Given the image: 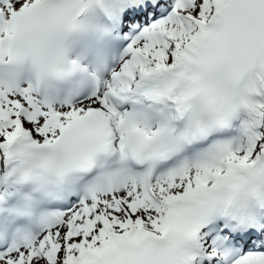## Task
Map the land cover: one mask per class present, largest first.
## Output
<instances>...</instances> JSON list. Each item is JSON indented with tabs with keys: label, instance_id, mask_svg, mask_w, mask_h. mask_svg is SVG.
<instances>
[{
	"label": "snow or ice",
	"instance_id": "6c2138e0",
	"mask_svg": "<svg viewBox=\"0 0 264 264\" xmlns=\"http://www.w3.org/2000/svg\"><path fill=\"white\" fill-rule=\"evenodd\" d=\"M0 264H264V0H0Z\"/></svg>",
	"mask_w": 264,
	"mask_h": 264
}]
</instances>
